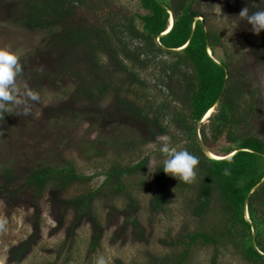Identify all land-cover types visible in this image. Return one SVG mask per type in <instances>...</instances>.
Masks as SVG:
<instances>
[{
	"label": "rangeland",
	"instance_id": "rangeland-1",
	"mask_svg": "<svg viewBox=\"0 0 264 264\" xmlns=\"http://www.w3.org/2000/svg\"><path fill=\"white\" fill-rule=\"evenodd\" d=\"M21 6L23 0H0V46H10L20 56L19 92L33 90L41 99L30 102V116L14 111L0 119V168H11L19 180L31 167L67 159L78 173L92 177L64 193L47 185L37 201L33 188L18 182L0 188V264H147L172 256L170 263L182 251L168 243L178 233L219 229L218 205L213 202L203 217L194 215L190 183L181 190V181L165 172L164 204L157 211L150 208L156 189L154 171L167 159L162 149L185 150L186 139L172 126L152 137L155 129L118 108L116 99L122 94L139 105L156 97L148 78L147 89L133 85L120 94L107 91L92 103L77 94L72 75L62 74V50L50 43L46 30L26 29L11 21L10 14ZM245 7L251 14L264 8V3L200 0L197 19L207 17L237 68L252 79V87L240 101L234 131L264 141V30L255 34L239 16ZM85 66V60L75 56V70ZM99 137L102 142L96 146ZM141 159H145L142 169L124 176V191L99 189L83 217L74 221L68 197L84 188L96 189L113 163L134 164ZM1 183L0 178V187ZM184 264L248 263L230 244L196 241L189 246Z\"/></svg>",
	"mask_w": 264,
	"mask_h": 264
},
{
	"label": "trees",
	"instance_id": "trees-1",
	"mask_svg": "<svg viewBox=\"0 0 264 264\" xmlns=\"http://www.w3.org/2000/svg\"><path fill=\"white\" fill-rule=\"evenodd\" d=\"M199 1L23 0V7L11 13L10 18L26 29L46 30L50 43L62 50L59 66L62 74L72 75L77 94L94 104L107 91L120 94L130 91L133 85L147 89L148 78L157 96L139 105L122 94L116 99L118 108L155 129L152 137L158 132L166 133L170 126L180 130L186 139L185 150L198 158L195 178L191 182L180 180V189H187L184 186L190 183L194 215L203 217L213 202L217 204L221 226L211 228L210 232L178 233L168 243L181 248L180 255L170 263L167 260L172 256L162 257L160 261L153 259L147 264H184L189 246L196 241L230 244L241 260L264 264V181L249 193L264 176V141L234 131L240 101L252 87V79L237 68L236 60L221 42V34L211 27L207 17L204 16L203 25L199 19L194 21ZM168 10L173 16L171 28L156 41V36L168 26ZM162 46L180 49L170 51ZM75 56L85 60L82 70L73 67ZM225 74L227 80L220 101L207 122L199 125L200 138L212 155L232 154L216 160L205 156L199 147L196 122L215 103ZM116 75L120 76L114 80ZM97 139L96 146L102 142L100 137ZM144 163L145 159L134 164L113 163L104 171L103 181L96 189L84 188L68 197L66 203L74 213V221L83 217L96 191L103 187L124 191V176L137 173ZM16 177L11 168H0V188L18 182L32 187L37 201L47 185L64 193L92 176L78 173L72 162L65 159L61 164L31 167L21 179ZM154 178L156 189L150 208L157 211L166 199L162 166L156 167ZM248 193L246 211L250 222L244 216Z\"/></svg>",
	"mask_w": 264,
	"mask_h": 264
},
{
	"label": "clouds",
	"instance_id": "clouds-1",
	"mask_svg": "<svg viewBox=\"0 0 264 264\" xmlns=\"http://www.w3.org/2000/svg\"><path fill=\"white\" fill-rule=\"evenodd\" d=\"M259 2L264 3V0H259ZM239 16L252 25L255 34H259L264 30V8L249 14V9L245 7ZM21 72L22 65L17 52L10 46H0V119H3L5 113L14 111L19 115L30 116V102H38L41 99L40 95L33 90H27L23 94L19 92L17 77ZM9 105H14L15 108H11ZM162 151L167 153V159L163 164L165 173L185 182H191L195 178L194 169L199 162L197 157L187 150L170 151L167 147H164Z\"/></svg>",
	"mask_w": 264,
	"mask_h": 264
},
{
	"label": "water",
	"instance_id": "water-1",
	"mask_svg": "<svg viewBox=\"0 0 264 264\" xmlns=\"http://www.w3.org/2000/svg\"><path fill=\"white\" fill-rule=\"evenodd\" d=\"M168 12H170L169 10H168ZM197 16H201V15H199V14H196V16L194 17V21H196L197 20ZM172 21H173V16L171 15V12H170V24L167 26V28H166V30L164 31V32H162V33H160V34H158L157 36H156V41H158V37L159 36H161V35H163L164 33H166L167 31H169V29L171 28V25H172ZM201 23H202V25H203V20H202V18H201ZM162 48L163 49H166V50H170V51H177V50H179L180 48H167V47H164V46H162ZM207 52H208V54L210 55V50H209V47H208V45H207ZM212 60L216 63V64H218V65H221L222 67H224V65H222V64H220L217 60H215L213 57H212ZM226 80H227V74H225V79H224V83H223V86H222V89H221V92H220V94H219V96L217 97V99H216V101H215V103L213 104V106L212 107H210V109H211V111L217 106V104H218V102L220 101V98H221V96H222V94H223V91H224V88H225V85H226ZM211 111L209 112V114L211 113ZM207 112V111H206ZM205 112V113H206ZM205 113L197 120V122H196V139H197V142H198V145H199V147L201 148V150H202V152L204 153V155L205 156H207V157H209V158H212V159H216V160H219V159H223V158H226V157H229V156H231L232 154H229V155H227V156H225V157H217V156H213L209 151H208V149L206 148V146H205V144L202 142V140H201V138H200V134H199V125L204 121V119L209 115V114H207L206 116H205ZM245 150H249L250 151V149H245ZM237 151V150H236ZM235 152V151H234ZM233 152V153H234ZM264 181V176H263V178L256 184V185H254L251 189H250V191H249V193L250 192H252L254 189H256L262 182ZM249 193L246 195V197H245V200H244V216H245V218H246V220L247 221H249V219H248V215H247V211H246V199H247V196L249 195ZM250 222V221H249ZM253 236H254V229H253V227H252V239H253Z\"/></svg>",
	"mask_w": 264,
	"mask_h": 264
},
{
	"label": "bare ground",
	"instance_id": "bare-ground-1",
	"mask_svg": "<svg viewBox=\"0 0 264 264\" xmlns=\"http://www.w3.org/2000/svg\"><path fill=\"white\" fill-rule=\"evenodd\" d=\"M210 111H211V109H208L207 112L205 113V116H206L207 114H209ZM213 156H214V155H213Z\"/></svg>",
	"mask_w": 264,
	"mask_h": 264
}]
</instances>
